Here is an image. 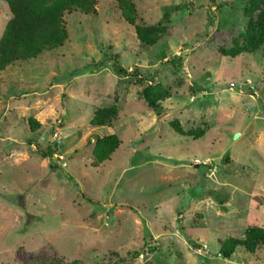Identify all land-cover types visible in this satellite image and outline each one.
<instances>
[{
	"label": "rangeland",
	"instance_id": "rangeland-1",
	"mask_svg": "<svg viewBox=\"0 0 264 264\" xmlns=\"http://www.w3.org/2000/svg\"><path fill=\"white\" fill-rule=\"evenodd\" d=\"M97 1L64 17L63 46L0 74V264H264V246L219 255L264 228V43L222 54L245 45L248 0H131L139 22L164 28L152 47L116 0ZM9 18L0 1V38ZM149 83L171 94L158 111L137 95ZM111 104L119 120L91 127ZM110 134L119 148L93 167Z\"/></svg>",
	"mask_w": 264,
	"mask_h": 264
},
{
	"label": "trees",
	"instance_id": "trees-1",
	"mask_svg": "<svg viewBox=\"0 0 264 264\" xmlns=\"http://www.w3.org/2000/svg\"><path fill=\"white\" fill-rule=\"evenodd\" d=\"M0 1L7 5L10 14L0 38V74L15 63L35 59L45 51L63 46L68 39L64 17L75 11L84 14L95 13V7L98 4L97 0ZM116 2L121 18L133 27L137 40L144 46H154L165 34L164 28L160 26H148L139 22L136 5L131 0H116ZM256 12L258 14L255 17ZM244 13L247 18L245 45L239 46L234 40L233 46L222 52L224 56L234 58L242 52H253L264 43V0H248ZM114 57L117 58L116 55ZM180 62L177 57L167 61L170 65L180 64ZM113 69L119 75L133 78L137 85L148 80V77L138 69L127 72L116 62ZM137 95L153 111H158L160 103L171 96L169 90L160 83H149L143 86ZM118 120L119 108L111 104L95 110L89 125L96 128H110ZM28 126L31 132H35L41 125L33 118H29ZM170 127L176 134L186 136V132L178 121L170 122ZM120 143V139L115 134L97 138L92 150L93 167L108 161L117 151ZM51 155L52 151L47 147L43 156L51 159ZM244 235V239L240 241L227 238L219 242V255L230 259L237 248H241L246 254L254 255L260 247L264 246V228L250 225L246 227ZM193 246L198 248L197 245L193 244Z\"/></svg>",
	"mask_w": 264,
	"mask_h": 264
}]
</instances>
